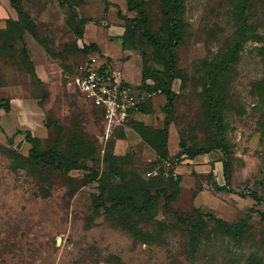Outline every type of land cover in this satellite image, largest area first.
Instances as JSON below:
<instances>
[{
	"label": "rangeland",
	"instance_id": "obj_1",
	"mask_svg": "<svg viewBox=\"0 0 264 264\" xmlns=\"http://www.w3.org/2000/svg\"><path fill=\"white\" fill-rule=\"evenodd\" d=\"M56 1L22 3L38 18L48 3ZM69 2L79 16L91 18L94 27L86 26V37L98 38L103 51L113 57L110 66L119 76L121 70L136 86V57L141 63L143 58L148 72H165L166 52L153 47L138 24L127 30L125 38L133 47L126 49L134 57L122 59L120 43L104 40L110 20L120 19L124 25L121 16L136 14L129 10L128 0ZM138 2L147 11L151 31L166 35L162 1ZM183 3L184 36L174 48L177 76L172 88L177 95L169 125L185 146L217 142L224 146L222 153L215 150L221 155L222 182L226 167L229 183L219 184L212 171L192 170L179 176L175 166L186 157L183 153L151 166L150 160L129 149L116 163L120 174L110 171L103 155L112 142L114 148L116 135L124 127L107 135L100 109L77 89V67L86 55L79 50L85 42L78 40L74 28L82 26L78 16L58 4L55 12L59 16L46 11L49 19H38L36 26L37 34L56 55L46 53V57L37 58L38 50L29 41L37 59L27 60L19 40L0 39V103L10 106L7 111L0 108V144L26 156L31 146L26 131L41 139L42 148L57 143L58 151L65 154L78 142L80 163L87 168L62 170L55 165L16 161L0 149V264H264V126L255 92L264 71V0ZM244 21L261 40L244 41ZM24 36L34 39L29 32ZM236 48L235 56L212 74L209 66ZM146 80L152 82L150 77ZM43 88L48 89V96L39 105ZM212 106L220 113L213 115ZM150 137L155 140V133ZM173 138L171 135V147ZM138 175L158 187L169 180L177 182L179 193L169 206L159 193L143 212L123 206L96 213L93 201L102 182L108 195L123 185L142 204L146 192L144 186L140 188ZM217 219L226 223L244 219L247 225L241 235L223 234L217 229ZM197 220L203 222V228L192 250L187 227ZM128 227L152 232L156 240L143 241Z\"/></svg>",
	"mask_w": 264,
	"mask_h": 264
},
{
	"label": "trees",
	"instance_id": "obj_2",
	"mask_svg": "<svg viewBox=\"0 0 264 264\" xmlns=\"http://www.w3.org/2000/svg\"><path fill=\"white\" fill-rule=\"evenodd\" d=\"M11 5L15 8L17 12L16 19H7L6 26L0 29V39L4 41H20L21 42V51L24 54L27 60H32L30 58L29 49L26 45V41L24 38L25 32H29L35 41L40 43L45 52L51 55H56L57 51L51 49L37 34V22L33 18V16L24 8L22 0H9ZM162 8L166 17L167 24V34L166 35H156L153 31H151L148 24V14L147 11L142 5L138 2V0H128L129 10L136 11L134 16L123 15L121 16L124 23V31L122 34V47L123 48H133L128 46L125 42L126 32L129 30L131 26L134 24H138L141 27L142 35L147 39V41L158 49H162L166 52L167 60H166V70L165 72L156 70L148 72L143 58L141 57V81L142 86L146 88L149 93H160L164 94L166 100L163 105V110L165 112L164 125L161 128L153 129L151 126L144 125L140 122H133L134 129L141 135V137L152 146L156 153L157 158L150 161V165L156 164L163 159H167L170 157L168 148H167V137H168V126L171 119V113L174 108L175 97L177 95L176 91L172 88V81L177 76L176 72V59H175V46L182 40L184 36V21H183V11H184V3L183 0H161ZM59 4L67 7L75 16H78V23L82 27L74 28V32L76 37L80 38L83 35V26L89 20L83 16H79L76 9L71 5L69 0H58ZM65 21V20H64ZM69 21L66 18L65 25H69ZM244 41L247 39L253 40H261L262 36L256 31L250 29L247 23L244 21ZM237 47V46H236ZM260 50L262 49L259 46ZM85 55L91 52H99V48L94 42L85 43L82 48L79 49ZM237 48L230 55L224 57L220 61H216L213 63V66H209L210 72L213 74L215 70H218L222 67L223 62H227L228 59H232L235 56V52ZM263 54V51H262ZM264 65V63H263ZM33 68V65H31ZM104 66L102 67V69ZM152 78L151 83H147V78ZM213 78V77H212ZM77 87V86H76ZM255 92L258 93L257 104L261 110L262 122L261 124L264 126V71L262 79L255 86ZM48 91L43 88L41 92V97L38 100V104L41 105L43 101L47 98ZM208 99L212 97V94L208 93ZM1 100V99H0ZM211 102V101H210ZM0 108L9 110V104L0 103ZM99 108V107H98ZM141 108V107H139ZM100 109V108H99ZM212 114L215 115L220 113V109L217 107L214 109V106L211 108ZM101 111V109H100ZM102 115V111H101ZM155 133L156 138L150 137V133ZM125 136L123 131H120L116 138H123ZM25 139L31 143L28 154L26 156L22 155L18 151L13 148L5 147L0 144V149L8 152L12 158L16 161H23L28 163L42 164V165H55L57 168L62 170H69L73 168H87L85 165L80 163V152L81 146L78 142H74L72 146V150L69 154L61 153L57 149V143L52 146H47L46 148H42L41 139L38 136L32 135L31 131H26ZM180 149L177 154H185V156L191 157L195 154L205 153L210 150H219L221 153L224 150V146H221L219 142L217 143H208L206 145H200L197 147H189L188 145H184V141L182 137L179 138ZM113 142L112 144L105 150L103 159L106 162H109L110 171L114 174H120V170L116 166L118 160L125 158L126 154L120 155L115 154L113 151ZM149 166V167H151ZM148 167V168H149ZM139 176V181L142 183L140 188L144 186V193L146 192V197H144L142 204H138L135 199V195L132 193H127L124 189L123 185H119V188L115 190L112 195H108V187L103 185V182L99 190V193L95 197L93 204L97 214H103L107 211H111L113 209H119L123 206L130 208L133 211L143 212L148 209L151 202L157 199L158 194L160 193L164 200V205L169 206V203L173 201L179 193V188L177 182L172 180L167 181L161 187L156 186L152 180L144 179V177ZM223 177L224 183H229V173L226 167H223ZM121 184V183H120ZM221 185V186H223ZM154 189V190H152ZM143 193V194H144ZM142 194V195H143ZM144 196V195H143ZM110 201L107 205L106 202ZM209 216H212L210 213H206ZM216 226L219 231L223 234H231V235H241L245 226L247 225L244 219H241L238 223H226L222 219L216 220ZM191 228L187 227V233L189 235L191 249L194 250L198 243L199 233L203 228L202 221H195L190 223ZM126 226V225H124ZM127 227V226H126ZM130 231L135 236L142 237L143 241L154 242L156 240L157 235L152 232H142L141 230L131 229L132 227H128Z\"/></svg>",
	"mask_w": 264,
	"mask_h": 264
},
{
	"label": "crops",
	"instance_id": "obj_3",
	"mask_svg": "<svg viewBox=\"0 0 264 264\" xmlns=\"http://www.w3.org/2000/svg\"><path fill=\"white\" fill-rule=\"evenodd\" d=\"M58 0L55 2V4L48 3L47 6H45L42 11L40 12L38 18H36L34 15L33 18L36 22L39 20H46L49 19L48 15H45L44 12L48 11L51 15H54L55 17L59 16L55 9L59 7ZM113 6L108 8V11L111 10ZM48 13V14H49ZM49 15V17L51 16ZM17 18V12L15 8L11 5L9 0H0V29L4 28L6 26V20L7 19H16ZM89 20L85 23L83 36L80 37L78 40L81 42L89 43L94 42L99 48V59L100 61H107L110 63V61H113V57L110 54H107L103 51V49L100 46V42L98 41V38H95L94 36L86 37V26L90 25L94 27L92 24V20ZM96 28V27H95ZM106 33L104 34V40L109 41H118L120 43L121 49L123 51V58L122 59H128L130 57H134V55L131 54V51L128 49H125L121 45L120 38L123 34L124 27L122 25V22L120 19H112L109 21L108 26L105 28ZM26 45L29 49L30 58L34 60L36 57L32 56V52L30 49V45L28 44L29 41L34 44V46L38 50V57H46V52L44 48L41 47L40 44L36 43L34 39L32 41L28 39V37H25ZM32 38V37H31ZM75 38V36L71 37ZM37 55V54H36ZM88 57V54L86 55V59ZM36 58V59H37ZM35 59V60H36ZM136 61H138L139 66V74H138V82L136 83V86H134L132 83H130L128 80H126V75L119 70L120 77L122 80L127 83L131 88L134 87L136 89L135 93L139 95L140 97V105L137 110L133 111L130 116L128 117V120L123 125L116 126L114 128V131L119 127H124L122 130L125 134L123 138H116L115 144H114V151L118 154H122L123 152H126L127 150L135 149L137 151L138 156L141 158H144L146 160H154L157 158V153L155 149L150 146L146 141H144L141 137V135L134 129L133 122H140L147 126H156L157 128H161L164 125V119H165V113L163 114L161 107H163L165 103V96L164 94L160 93H149L146 88L142 87V81H141V62L140 58L136 57ZM147 83H151V81H147ZM10 88V85H9ZM47 91L48 89L45 88ZM9 91V90H8ZM6 91V92H8ZM5 92V93H6ZM2 97V95L0 96ZM174 132V134H173ZM171 135H174L173 146H170V139ZM167 148L170 156H173L178 152L180 149L179 145V136L178 132L174 127H171V124L168 126V137H167ZM221 155L216 150H210L205 153H199L195 154L191 157H184L181 162L176 163L175 170L178 173L179 176H186L188 173H190L192 170H196L197 172H213L215 179L219 184L222 182V170L221 166Z\"/></svg>",
	"mask_w": 264,
	"mask_h": 264
},
{
	"label": "built area",
	"instance_id": "obj_4",
	"mask_svg": "<svg viewBox=\"0 0 264 264\" xmlns=\"http://www.w3.org/2000/svg\"><path fill=\"white\" fill-rule=\"evenodd\" d=\"M77 71V89L101 109L107 135L116 126L126 123L130 114L139 108V95L112 70L109 62L100 61L98 53H89L87 59L78 65Z\"/></svg>",
	"mask_w": 264,
	"mask_h": 264
}]
</instances>
